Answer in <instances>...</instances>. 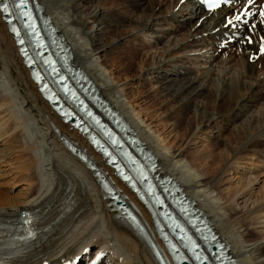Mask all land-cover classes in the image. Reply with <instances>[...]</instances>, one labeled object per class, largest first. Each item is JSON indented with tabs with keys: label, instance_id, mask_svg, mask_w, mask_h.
Returning a JSON list of instances; mask_svg holds the SVG:
<instances>
[{
	"label": "bare ground",
	"instance_id": "obj_1",
	"mask_svg": "<svg viewBox=\"0 0 264 264\" xmlns=\"http://www.w3.org/2000/svg\"><path fill=\"white\" fill-rule=\"evenodd\" d=\"M165 1L169 2L167 9L163 8ZM41 2L70 43L76 66L89 74L101 94L132 123L158 157L162 175L181 183L184 193L230 244L229 253L240 264H264V221L257 227L248 225L264 215V183L256 193L259 179L248 166L239 167L238 187L226 194L218 180L227 168L235 171L247 157L264 163V153L258 150L264 146V15L255 8L260 0H232L211 12L203 9L201 0H101L99 5L94 0ZM179 32L183 34L175 39ZM138 38L142 45L134 52L131 45ZM121 43L125 54L133 52L140 72L156 74L161 89L155 91L154 100L168 111L158 125L171 122L167 137L173 134L172 141L161 138L164 132L159 129L144 125L140 113L130 112L128 104L136 101L135 96L141 98V91L129 93L133 90L129 83L119 85L104 75L109 61L117 71L131 74L129 66L122 69L111 61ZM188 60L197 61L195 70L185 67ZM170 63L182 67L168 70L165 67ZM183 74L192 76L178 79ZM123 98L131 102L126 105ZM252 99L255 105H250ZM0 112L7 117L3 124L10 123L1 126L4 130L0 132L8 127L14 133L23 132L16 148L29 160L16 170L27 186L26 193L15 197L0 193V220H16L22 212H31L40 230V238L17 264H61L100 252L106 264H154L144 245L115 222L93 173L62 146L60 135L89 148L41 98L2 14ZM146 116L148 121L154 118L150 113ZM219 123L230 128L225 140L217 134L201 150L202 145L190 149L206 128ZM230 156L237 162L229 166ZM143 216L148 221L144 212ZM252 233L260 237L252 238Z\"/></svg>",
	"mask_w": 264,
	"mask_h": 264
},
{
	"label": "rangeland",
	"instance_id": "obj_2",
	"mask_svg": "<svg viewBox=\"0 0 264 264\" xmlns=\"http://www.w3.org/2000/svg\"><path fill=\"white\" fill-rule=\"evenodd\" d=\"M100 2H101V0H94V4H96V5H99ZM167 3L169 4V2L165 1V5L163 4V8L167 9V7H168ZM159 7H161L160 4H159ZM182 34H183V32L177 33L176 34L177 37H175V39L179 38L180 35H182ZM144 39L147 40L149 38L144 37ZM248 44L251 45V40L248 41ZM120 45H122V46H119L117 48V50L114 51L115 53L114 52L112 53V58H111L112 60L111 61H113V63H115V62L118 63L116 65V67L122 68L124 66H129L131 69L130 70L131 74H125L124 71H121V69H119L118 70L119 72H118L114 68V66H112V63L109 61L106 63V67L104 68L105 69L104 70L105 72L103 71L104 75L106 76V78L110 82H112L113 79H116V81L119 83V85H122L124 83H129L130 86L133 87L132 91H128L129 93H138L141 91L142 97L137 99V96H135L136 101L128 104V108H129L130 112L133 115L140 113V115H139L140 120L142 122H146L144 125H151L153 131H157V129H159L160 132H164L160 136L161 138H165L169 142L172 141L173 139L171 140L170 138L173 136V134H171V135H169V137H167L168 134L171 132V129H172V127H170L171 122L167 121L166 122L167 126H165V127L158 125V124L162 123V120H164V119H161V118L164 117L168 111L166 109H164L162 106H159L158 104H156V102L154 100V95L156 93L155 91H159V89H161L160 84H158L156 82L157 81L156 80V78H157L156 74H153V75L147 74L145 76L144 72H142V71L140 72L138 70V67L136 66V63H138V60H136L135 58H133V56H131L133 52H129L128 54H125V51H124L125 49L123 48V43H121ZM140 45H142V42L138 38L136 41L132 42V45H131L133 47L132 51L137 52L140 49V47H139ZM211 55L213 56L212 52H210V56ZM133 62H134V64H132ZM194 66H197V61H193V60L189 61L188 60L185 62V67L190 69V70H195L196 67H194ZM178 67H182V66H175L174 67V63H170L165 68L168 70H176ZM190 75L191 74H183V75L178 76V79H183V78L188 77ZM131 76H134L135 78H132V80H131ZM150 77H152V80H149ZM123 100H124L126 105L130 101L129 98H123ZM250 101H251L250 105L256 104L255 101H253V99ZM171 105L173 106V109H175V110L178 108L175 103H172ZM141 112H144V114L142 115ZM149 113L151 115H154V118H152L151 121L147 120L148 117L146 115ZM159 114H161V115L158 116ZM1 116H3V117H1ZM5 119H7L6 115L3 112H0V128H1V126H4V128H5V126L10 124V123L3 124V123H5ZM20 119H22V121H24L22 116H20ZM214 120H217V118L215 117ZM156 124H157V126H156ZM4 128L2 127V129H0V130H4ZM229 129L230 128L225 127L224 125H222L220 123H219V125H215L212 127L210 126V128H206L204 130L205 131L204 134H202L199 138L196 137L194 139V141H196V144L191 145L190 149L193 150L195 146L202 145V147H199V149L201 150L203 148V146L210 144V142L214 139V137L217 134L219 135L220 138L225 140V137H228V135H229V132H230ZM219 130H220V133H219ZM6 132H7V134H6ZM14 132L15 131H12V127L11 128L8 127V129L6 131L0 132L2 134V135L0 134V193H2V195H4V196H9V197H15L17 195H23L27 191V190H25V188L27 189L26 184H24L22 182L23 177H21V175L17 174V172H16L18 166L29 162V160H26L27 158L22 157L24 154L22 155L23 152L21 151V149L16 148V147H18L16 142L19 139H21V137H23L24 134H23V132L20 133V131H19V133H14ZM9 133H10V135H9ZM20 134H22V135H20ZM258 150H260L262 153H264L262 151V150H264V146L260 147ZM228 158L229 159H227V158L226 159L228 161L229 166L234 160H235L234 162H237V160L234 159L235 157L231 158V156H230ZM246 166H248L250 169H254V170H251V173L258 176V179H259L258 186H255V189L257 188L256 193H257V191L260 190V188L262 187V185L264 183V163L262 165V162H260L259 160L257 161L255 159V156L252 158L250 156V157H247V160H244L243 163L241 162V164L238 166V168L235 171H233L232 168H227L226 171L222 172L221 175H219V177H218L219 187L224 190L225 194L230 189H232V188L234 189L235 186H236L235 188L238 187L237 186L238 184L236 181H237V178L241 174V172H239L238 169H239V167L243 168ZM237 170H238V172H237ZM16 175H17V177H16ZM11 179H13L14 181ZM17 181H20V182H17ZM263 216L264 215L259 216L254 221L252 220L251 222H249L248 225L250 227L259 226L264 221L263 219H261V217H263ZM251 237L252 238L256 237V239H257L260 237V235L252 233ZM93 249H95V246L91 247L89 252L92 253Z\"/></svg>",
	"mask_w": 264,
	"mask_h": 264
},
{
	"label": "snow or ice",
	"instance_id": "obj_3",
	"mask_svg": "<svg viewBox=\"0 0 264 264\" xmlns=\"http://www.w3.org/2000/svg\"><path fill=\"white\" fill-rule=\"evenodd\" d=\"M5 11L7 10V8L5 7V9H4Z\"/></svg>",
	"mask_w": 264,
	"mask_h": 264
}]
</instances>
